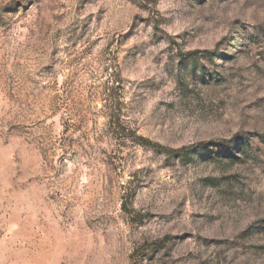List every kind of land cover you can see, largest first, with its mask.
<instances>
[{
  "label": "rangeland",
  "instance_id": "1",
  "mask_svg": "<svg viewBox=\"0 0 264 264\" xmlns=\"http://www.w3.org/2000/svg\"><path fill=\"white\" fill-rule=\"evenodd\" d=\"M0 264H264V0H0Z\"/></svg>",
  "mask_w": 264,
  "mask_h": 264
}]
</instances>
